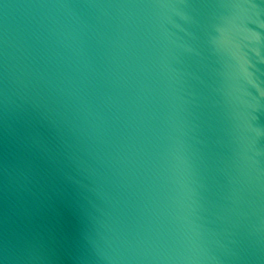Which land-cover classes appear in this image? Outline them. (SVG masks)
Here are the masks:
<instances>
[{
  "label": "water",
  "instance_id": "obj_1",
  "mask_svg": "<svg viewBox=\"0 0 264 264\" xmlns=\"http://www.w3.org/2000/svg\"><path fill=\"white\" fill-rule=\"evenodd\" d=\"M0 264H264V0H0Z\"/></svg>",
  "mask_w": 264,
  "mask_h": 264
}]
</instances>
